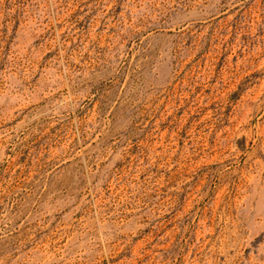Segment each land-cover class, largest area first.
<instances>
[{
	"label": "rangeland",
	"instance_id": "obj_1",
	"mask_svg": "<svg viewBox=\"0 0 264 264\" xmlns=\"http://www.w3.org/2000/svg\"><path fill=\"white\" fill-rule=\"evenodd\" d=\"M0 264H264V0H0Z\"/></svg>",
	"mask_w": 264,
	"mask_h": 264
}]
</instances>
